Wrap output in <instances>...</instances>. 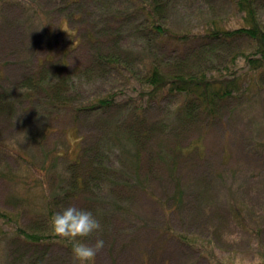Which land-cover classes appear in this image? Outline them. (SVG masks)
<instances>
[{
  "label": "rangeland",
  "instance_id": "obj_1",
  "mask_svg": "<svg viewBox=\"0 0 264 264\" xmlns=\"http://www.w3.org/2000/svg\"><path fill=\"white\" fill-rule=\"evenodd\" d=\"M46 2L0 1V90L6 94L24 96L19 88L24 79L47 56L60 64L61 51L69 45L76 69L91 59L83 35L93 23L82 17L78 25L59 23L53 12L49 24L57 32L48 37L34 7L50 10ZM175 2L163 23L177 34L199 32L211 15L229 28L242 24L231 0ZM108 9L109 4L100 7ZM175 37L156 34L160 44L152 58L167 72L194 68L189 61L198 53L200 40L181 43ZM250 44L247 37L229 41L221 47L227 53L221 60L204 64L209 75H240V84L247 88L220 99L213 116L205 113L182 121V95L150 99L146 117L156 131L140 158L123 124L131 118L129 106L144 101L138 92L147 84L136 77L115 83L111 78L77 76L60 109L52 110L51 101L37 89L34 101L23 99L1 112L0 264H74L66 240L54 236L37 244L20 231L47 235L52 214L69 205L91 211L101 224L99 232L86 238L92 245L97 239L105 241L95 264H264V79L260 89L251 88L257 71L240 57L229 61ZM131 53L135 58L140 54L134 47ZM150 58L138 60L137 70ZM115 84H127L126 90ZM103 95L118 99V104L99 110L98 103L93 104ZM112 133L119 138L111 143L106 168L92 176L94 188L76 189L72 174L77 170L69 168L68 155L77 151L80 141L94 142L99 135L105 140ZM176 176L187 187L180 206L174 202ZM105 182L106 189L99 188ZM168 226L190 242L173 235Z\"/></svg>",
  "mask_w": 264,
  "mask_h": 264
},
{
  "label": "trees",
  "instance_id": "obj_2",
  "mask_svg": "<svg viewBox=\"0 0 264 264\" xmlns=\"http://www.w3.org/2000/svg\"><path fill=\"white\" fill-rule=\"evenodd\" d=\"M175 1L92 0L91 3L88 0H47L45 7H50V10L48 8L42 9L40 6L35 5V11L41 16L44 32L48 37L57 32L53 29L54 26L49 24L53 12L59 15V23L73 21L78 25L79 17H82L83 22H86L87 19L88 22L93 23L87 34L83 35L84 44L90 43L88 47L91 59L86 65H83V68L76 69L72 64L71 53L74 50L72 45L62 49L59 60L60 64L51 60L52 56H47L37 69L32 70L33 74L25 78V81L19 85V88L24 90V96L17 98L15 95L12 96L0 90V114L1 112H9L14 109L23 99L34 101L36 99L34 97L35 90L37 89L41 95H44L45 98L51 101L52 110L53 108L60 109V103L61 106H65L63 102L68 101L70 88L77 76L78 78L94 76L102 81L111 78L115 83L128 82L133 77H136L143 84H147L146 88L138 92L144 98V101L142 99L140 104L129 106L132 109V112L130 110L131 118L127 119L123 124L125 125L126 138L133 144H136V150L140 158L142 147L153 138L156 131L146 117L148 105L151 102L150 99L159 97L162 99L167 95H182L183 101L179 106L180 118L182 121H192L196 116L205 113L213 116V113L216 112L217 102L220 99L230 98V95L234 92H245L247 88H244L240 84V75L224 79L222 77L225 76L216 77L212 74L209 75L207 73L209 71L208 67H204L207 66L204 64H208L209 62L216 63L217 60L222 59L223 55L227 54L221 51V47L227 46L229 41L239 37H247L249 39L251 44L248 51H246L247 49L241 50L236 53L235 58L233 56L232 59L228 60L236 61L240 57L251 68L257 71L252 80L253 85L251 88L255 85L258 86L261 80L263 81L264 0H231V4L236 7L237 12L242 16V24L240 26L229 28L223 24L219 17L211 15L207 20V24L202 27V30L189 35V37L186 36L185 32L181 34L173 32L169 26L163 23L165 21L163 17L167 16L169 11L173 9ZM99 3H101L100 6L98 5ZM105 4H109V9L100 11V7ZM93 10L94 13L90 14V11ZM39 11L41 14H39ZM43 13H47L48 15H42ZM58 28L62 27L58 26ZM156 34L162 37L167 34L177 36L175 40L178 39L181 43L190 38L200 40L198 41L200 43L198 53L196 56H191L189 61L192 62L194 68L186 70L185 67L179 66L181 69L174 72L164 70L160 64L161 62L157 61L155 57L152 58L156 45L160 44L156 38ZM195 35H198V38H195ZM133 47L140 52L136 58L131 53V48ZM146 56L151 58L145 61L146 65L144 67H140L137 70L135 64L138 60H144ZM186 59L188 61V58ZM130 63H132L131 66ZM224 67L228 68V65L226 64ZM213 68L215 69V66ZM115 85L120 86L122 91H125L127 87V84ZM258 88L260 89L261 86H258ZM109 96L115 97L114 94H110ZM109 96L103 95L96 98L93 106L98 103L96 107L101 110L107 107V105L115 106L118 104V99L109 98ZM73 118L75 120L79 119L78 112L74 111ZM120 123L121 121L118 122V125ZM73 129L77 130V127H73ZM117 138H119L118 135L112 133L105 140L99 135L94 142H87L89 139H86L87 143L80 141L77 151L73 152L74 155H68V157L66 155L69 159V168L73 167L77 170V174H72L76 178L72 183L76 189L94 188L92 186V176H96L94 174H97L101 168H106L104 166L109 159L110 149L113 148L111 143ZM181 149L183 147H179V151ZM160 152L164 153L162 150ZM173 163L175 168L177 160ZM93 168L95 171H93ZM105 181L107 182V180ZM106 182L99 188L105 190ZM174 183L176 190L174 202L176 206H180L184 201L187 187L182 184V179L178 176L174 177ZM109 188L113 189L112 183L109 184ZM93 192L98 191L94 189ZM53 209L51 207L50 211L53 212ZM239 213L241 211L237 209V214L239 215ZM167 228L173 235L180 237L181 240L190 242V240H186L185 236L174 230V228L170 226ZM20 231L37 244L42 239L57 236L53 232H48L47 235L45 233L31 234V231H27L21 227Z\"/></svg>",
  "mask_w": 264,
  "mask_h": 264
},
{
  "label": "clouds",
  "instance_id": "obj_3",
  "mask_svg": "<svg viewBox=\"0 0 264 264\" xmlns=\"http://www.w3.org/2000/svg\"><path fill=\"white\" fill-rule=\"evenodd\" d=\"M50 227L54 234L71 245L74 264H95L105 241L97 239L92 245L86 240L91 234L101 230L99 220L91 211L69 205L52 214Z\"/></svg>",
  "mask_w": 264,
  "mask_h": 264
}]
</instances>
